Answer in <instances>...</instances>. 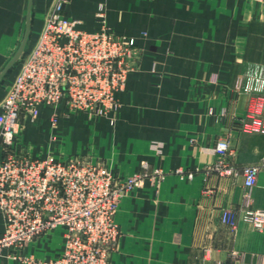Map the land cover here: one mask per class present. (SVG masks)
<instances>
[{
	"label": "crops",
	"instance_id": "crops-1",
	"mask_svg": "<svg viewBox=\"0 0 264 264\" xmlns=\"http://www.w3.org/2000/svg\"><path fill=\"white\" fill-rule=\"evenodd\" d=\"M53 3L0 0V75L28 32L24 51L31 49ZM100 6L113 32L136 39L140 63L108 115L41 105L22 121L24 145L35 157L83 154L119 176L149 174L121 200L110 264H264V227L245 217L264 210V134L237 130L251 108L264 111V98L245 88L249 75L264 70V0H70L63 14L98 30ZM20 65L21 57L0 79V104ZM226 137L235 166L261 165L254 186L242 173L211 169V149ZM157 170L164 178L155 183ZM225 211L233 224L223 221ZM64 245L63 230L54 229L25 252L50 260ZM0 264L23 263L5 251Z\"/></svg>",
	"mask_w": 264,
	"mask_h": 264
},
{
	"label": "built area",
	"instance_id": "built-area-1",
	"mask_svg": "<svg viewBox=\"0 0 264 264\" xmlns=\"http://www.w3.org/2000/svg\"><path fill=\"white\" fill-rule=\"evenodd\" d=\"M69 2L54 0L0 104V254L8 251L23 264H110L120 237L116 214L121 200L149 177L147 172L119 176L103 161L83 154L35 157L23 143L22 121L36 116L41 105H65L91 118L108 115L116 93L142 57L134 37L111 30L103 6L95 15L99 29L90 31L79 27L80 20L64 16ZM245 88L264 98L262 68L248 76ZM237 130L264 134V111L251 108ZM211 151L216 156L212 170L223 176L242 173L247 187L257 183L261 165L235 166L228 137L219 139ZM151 178L157 183L164 174L157 170ZM234 217L225 211L222 219L233 224ZM245 217L256 229L264 227V210L249 209ZM54 229L65 236L59 257L46 260L25 252L37 237Z\"/></svg>",
	"mask_w": 264,
	"mask_h": 264
},
{
	"label": "water",
	"instance_id": "water-1",
	"mask_svg": "<svg viewBox=\"0 0 264 264\" xmlns=\"http://www.w3.org/2000/svg\"><path fill=\"white\" fill-rule=\"evenodd\" d=\"M30 4H31V0H30ZM29 37V32L26 35V38L24 40L23 45L21 46V48L18 50V52L16 53V55L14 56V58L9 62V64L6 66V68L3 70V72L0 75V79L5 75V73L11 68V66L22 56V54L25 52V46L27 43Z\"/></svg>",
	"mask_w": 264,
	"mask_h": 264
}]
</instances>
